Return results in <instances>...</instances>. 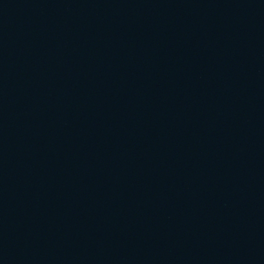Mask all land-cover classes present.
<instances>
[{"label":"water","instance_id":"95a60500","mask_svg":"<svg viewBox=\"0 0 264 264\" xmlns=\"http://www.w3.org/2000/svg\"><path fill=\"white\" fill-rule=\"evenodd\" d=\"M0 264H264V0H0Z\"/></svg>","mask_w":264,"mask_h":264}]
</instances>
